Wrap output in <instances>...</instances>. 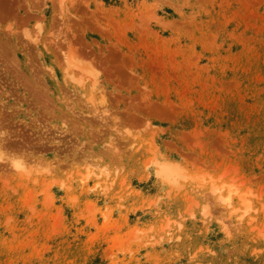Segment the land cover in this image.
Here are the masks:
<instances>
[{"label":"rangeland","instance_id":"374dc122","mask_svg":"<svg viewBox=\"0 0 264 264\" xmlns=\"http://www.w3.org/2000/svg\"><path fill=\"white\" fill-rule=\"evenodd\" d=\"M0 138V264H264V0H0Z\"/></svg>","mask_w":264,"mask_h":264},{"label":"bare ground","instance_id":"6f19581e","mask_svg":"<svg viewBox=\"0 0 264 264\" xmlns=\"http://www.w3.org/2000/svg\"><path fill=\"white\" fill-rule=\"evenodd\" d=\"M2 120V119H1ZM1 138H0V146H1ZM14 167L15 168H19L21 165L20 164H18L17 162H15L14 164ZM23 168V167H22ZM18 170V169H17ZM23 170H24V168H23ZM103 170V169H102ZM91 171V170H90ZM105 171V170H104ZM106 173V175H107V172H105ZM104 175V173L101 171V173H99L98 174V176H99V179H100V177H102ZM217 190V188H215V190L214 191H216ZM221 197H222V195H220ZM223 201H226L227 202V204H231L230 203V196H227L226 198H221Z\"/></svg>","mask_w":264,"mask_h":264}]
</instances>
